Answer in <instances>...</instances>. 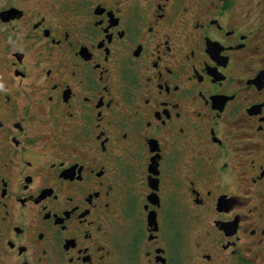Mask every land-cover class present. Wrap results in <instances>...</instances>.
<instances>
[{
    "label": "flooded vegetation",
    "instance_id": "af4514ba",
    "mask_svg": "<svg viewBox=\"0 0 264 264\" xmlns=\"http://www.w3.org/2000/svg\"><path fill=\"white\" fill-rule=\"evenodd\" d=\"M0 264H264V0H6Z\"/></svg>",
    "mask_w": 264,
    "mask_h": 264
},
{
    "label": "rangeland",
    "instance_id": "374dc122",
    "mask_svg": "<svg viewBox=\"0 0 264 264\" xmlns=\"http://www.w3.org/2000/svg\"><path fill=\"white\" fill-rule=\"evenodd\" d=\"M6 0H0V6H2L5 3Z\"/></svg>",
    "mask_w": 264,
    "mask_h": 264
}]
</instances>
